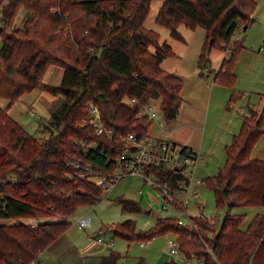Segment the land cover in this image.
<instances>
[{
	"label": "trees",
	"instance_id": "1",
	"mask_svg": "<svg viewBox=\"0 0 264 264\" xmlns=\"http://www.w3.org/2000/svg\"><path fill=\"white\" fill-rule=\"evenodd\" d=\"M155 21L171 37L184 40L178 30H205L197 67L202 74L212 47L223 51L213 80L232 87L233 65L244 44L233 40L236 28L253 22L258 0H160ZM151 0H0V264H30L60 237L69 225L64 220L77 207L96 204L103 189L85 173L112 172L114 158L124 145L105 138L83 124L87 104L94 102L104 123L121 135H148L152 122L139 115V102L159 100L164 121L176 119L182 105L183 80L162 67L174 55L160 34L144 25ZM25 7L23 26L14 15ZM62 68L58 85L43 78L49 66ZM57 98L48 121L55 132L44 141L29 134L8 113L23 93L36 87ZM237 97L231 92L227 107ZM261 107L249 108L239 131L224 147L223 166L213 177L203 178L226 211L220 223L193 216V226L179 224L175 216H159L147 230L137 231L131 218L114 224L115 235L140 242L159 234L176 236L185 259L202 264H264V212L247 223L236 207L264 206V158L251 156L264 135V95ZM86 143V144H85ZM85 144V145H83ZM94 147H90V145ZM186 146H184L185 148ZM78 162L79 167L73 163ZM167 174V173H164ZM122 211L140 212V203L118 197ZM58 215V216H56ZM34 219L35 223L22 219ZM114 250L100 255L97 264H120ZM171 258L163 264H188ZM138 264H145L142 258Z\"/></svg>",
	"mask_w": 264,
	"mask_h": 264
},
{
	"label": "rangeland",
	"instance_id": "2",
	"mask_svg": "<svg viewBox=\"0 0 264 264\" xmlns=\"http://www.w3.org/2000/svg\"><path fill=\"white\" fill-rule=\"evenodd\" d=\"M151 1L144 25L158 31L160 41H167L172 46L174 55L167 56L162 67L181 76V79L183 78V88L181 89L186 102L183 105V113L179 115L178 120L183 118L184 113L188 114L191 111V116L196 121L195 124L202 127L204 114L207 111L205 140H201L202 136L198 135L199 129L192 134L191 138L190 136L188 138L195 139L192 142L196 145L199 144V141L204 142L202 147L204 152L199 150L203 159L200 161L196 175L199 178L213 177L224 164L226 157L224 146L232 140L231 136L228 139V133L230 131L232 133L238 132L242 123L241 118L248 113L249 108L258 109L262 104L260 95H264V1L258 0L253 12L255 18L246 30L243 26L236 28L233 40H240L239 42L243 43L245 47L237 53L233 65V72L236 77L232 87L222 86L213 80L215 71L220 66L223 56V51L219 47L214 46L211 48L210 62L207 67L203 68L202 74H199L197 56L202 46L205 30L200 26L189 29L181 24L178 30L182 32L184 40L179 41L171 37L169 31L155 21V15L161 1ZM27 12L25 7H21L17 11L13 18L14 27L23 26V18ZM52 66L48 67L43 80L46 83L58 85L61 80L62 68ZM210 91H212V95L208 98ZM231 92L236 93L237 97L232 101L233 109L225 114L226 123L223 125L222 115L226 111L225 107L227 108L228 93L230 95ZM158 101V99L154 100L156 116L153 118L152 125L148 130V135L151 137L167 136L165 133L170 126L164 121L162 111L157 106L159 105ZM6 102L5 99L0 97V106L5 105ZM56 105L57 98L43 91L40 86L18 99L11 106L9 113L29 134L34 135L37 140L44 141L48 135L55 132V122L53 120L48 121V119L51 112L50 108ZM32 110L34 114L31 115L30 111ZM226 127L227 135L224 136ZM172 134L183 139L186 132L180 130V125H178L174 128ZM172 134L170 135L173 136ZM252 149L251 156L253 158H264V135L259 137ZM143 183L136 176H125L117 182L110 193H103L101 200L96 204L81 205L70 213L64 220L69 222L66 230L74 244L80 247L90 237L95 238L99 233L103 238L113 241L114 244L110 247V250L120 254V264H138L142 258L145 264H163L171 259L172 257L165 256L166 242L164 234H159L149 240H143L147 244L141 247L138 239L125 240L115 235L112 229H109L112 225L131 218L135 221V228L140 232L151 228L159 216L171 217V215L177 214L173 208L167 210L161 208L162 197L159 188L143 185ZM140 189L143 191L139 193ZM118 197L132 198L137 201L139 197H142V210L140 212L122 211L120 204L117 202ZM199 205L200 207H198ZM187 210L193 214L203 213L209 218L218 220V223H220L226 211L224 208H218L215 205L214 195L205 184L200 187L197 202L190 201ZM233 212L246 215L241 225V228L245 229L247 223L256 213L264 212V206L236 207L233 208ZM81 217L88 218L90 225L79 229L77 221ZM22 220L35 223L34 219L23 218ZM194 261L195 258L189 260L188 264H195Z\"/></svg>",
	"mask_w": 264,
	"mask_h": 264
},
{
	"label": "built area",
	"instance_id": "3",
	"mask_svg": "<svg viewBox=\"0 0 264 264\" xmlns=\"http://www.w3.org/2000/svg\"><path fill=\"white\" fill-rule=\"evenodd\" d=\"M126 102L130 105L139 104L140 110L138 114L146 115L151 122L156 116L154 101L141 103L137 98L132 97L128 98ZM86 109L87 116L83 124L91 127L96 134L105 138L120 139L124 147L121 153L114 158L115 169L112 172L93 171L88 169L87 166L84 167L87 171L80 175H87L91 178L94 184L102 187L103 193H110L117 185V182L125 176H136L141 178L145 184L159 188L162 197L161 208L164 210L173 208L177 212L174 216L179 224L193 226V216H204L203 213L193 214L187 210V205L190 201L197 202L200 187L204 184L203 178H199L196 175L201 158V154L198 151L187 146L184 148L179 143L161 137L147 135L138 138L133 132H126L121 135L112 126L104 123L101 110L96 103L89 102ZM30 113L31 115L34 114V111H30ZM92 146L94 147L93 144L90 145V147ZM73 166L79 167V163L75 162ZM140 192L142 191L140 190ZM89 224L90 220L85 217H81L77 221L80 229ZM164 235H167L165 236L166 253L182 262H189L182 256L176 236L170 233ZM96 241L106 246H112V242L101 235H97ZM139 243L141 247L145 245L143 241ZM194 263L202 264L196 258ZM30 264L40 263L33 261Z\"/></svg>",
	"mask_w": 264,
	"mask_h": 264
},
{
	"label": "crops",
	"instance_id": "4",
	"mask_svg": "<svg viewBox=\"0 0 264 264\" xmlns=\"http://www.w3.org/2000/svg\"><path fill=\"white\" fill-rule=\"evenodd\" d=\"M254 18H255V15L253 16V19ZM162 61L163 62L161 64L163 66L164 59ZM52 67H55V66L53 65ZM182 80H183V78H182ZM182 88H183V85H182ZM180 91H181V96H182V105H181L182 107H181V109L179 111L178 116L176 117V119L172 120L171 122H166L168 126L170 125L169 129L165 133V135H167V136H155V137H161L163 139L172 140L173 142L181 144L183 147L187 146V147H190L191 149H194L196 151L198 150V152H199V150L201 152H204L203 148H202L203 145H204V142L203 141H199V144L196 145L194 142H192V141H195V139L192 140L190 138L193 136L192 134L199 129L198 135L202 136L201 140H205L204 132H205V129H206L205 119L207 118V111L204 114V123H203L202 127H200V125H198V124H195L196 121L192 118V116H191L192 112L191 111H189L188 114L184 113L183 118L181 120H178L179 119L178 118L179 115H181V113H183V109H184L183 105L186 102V99L184 98V96L182 94V92H183L182 89ZM211 92L212 91L209 92L208 98H210V95H212ZM25 94L26 93H23L22 95H20V97L18 99H20L21 97L25 96ZM228 96H229V93H228ZM226 97H227V95H226ZM227 100H228V97H227ZM260 100H262V96L261 95H260ZM16 102H14L12 105H14ZM11 106L7 110L8 113L10 111ZM233 106L234 105L231 102L230 105L227 108L225 107L226 111L222 115V119H224L223 120V125L226 123L225 114L229 110L233 109ZM178 125H180V130H182L183 132L184 131L186 132V135H184L185 138H183V139H180L179 136L176 137V136H174L172 134V131ZM236 133L237 132L232 133V131H230L228 133V139L230 138V136L233 138V136ZM170 134H172L173 136H171ZM224 134H225L224 136L227 135V127H226V129L224 131ZM188 136H190V138H188ZM226 145H228V144H226ZM202 159H203V157L201 155L200 161H202ZM200 161H199V164H200ZM199 164H198V167H199ZM198 167H197V170H198ZM196 173H197V171H196ZM139 179H141V178H139ZM143 185H147V184L143 183ZM140 190L143 191L142 189H140ZM142 199H143L142 197L138 198V202L140 203V205H141ZM198 207H200V205ZM26 222H30V221H26ZM97 235H100V234L97 233ZM164 236H167V235H164ZM96 238H97V236L95 238H91L90 237L88 240H86V242H84L82 244V246L78 247L71 240V238L68 235L67 230H66V232H64L60 237H58L55 241H53L52 244L48 248H46L45 250H43L39 254V256L37 257L36 261H38L40 264H97V262L99 260L98 259L99 256L107 254L109 251H111L110 247H112L114 243H113L112 240H110L112 242V246H106L105 244L96 241ZM106 240H109V239H106ZM146 244H147V242H145V245ZM165 254H166L165 256L169 257V255L166 253V251H165Z\"/></svg>",
	"mask_w": 264,
	"mask_h": 264
}]
</instances>
